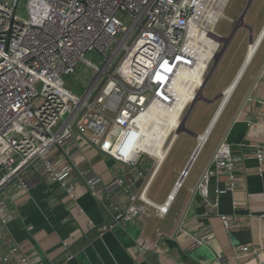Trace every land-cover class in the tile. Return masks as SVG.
<instances>
[{
    "label": "built area",
    "instance_id": "built-area-1",
    "mask_svg": "<svg viewBox=\"0 0 264 264\" xmlns=\"http://www.w3.org/2000/svg\"><path fill=\"white\" fill-rule=\"evenodd\" d=\"M229 2L0 0V264H45L39 252L25 249L13 236L9 226L15 213L6 195L58 183L73 197V187L84 183L100 198V178L77 158L81 134L117 161L136 166L146 154L139 150L137 119L152 106L172 104L175 77L197 63L211 28L221 46L224 36L216 30L221 19L238 22L226 14ZM90 51L103 56L101 66L86 57ZM81 63L93 79L79 95L66 86L64 76L74 75ZM76 121L79 133L73 128ZM255 153L263 162L264 146ZM214 172L228 175L230 189L238 185L237 161L225 139L197 191L208 205L203 215L218 214L229 228L232 220L219 212L220 191L209 197ZM182 182L180 177L176 187ZM147 187L131 193L127 205H115V223L137 221L146 204L156 205ZM172 198L156 205L161 213ZM64 249L68 259L75 257L68 245ZM252 252L245 246L236 249L235 257ZM214 264L226 261L221 257Z\"/></svg>",
    "mask_w": 264,
    "mask_h": 264
},
{
    "label": "crops",
    "instance_id": "crops-1",
    "mask_svg": "<svg viewBox=\"0 0 264 264\" xmlns=\"http://www.w3.org/2000/svg\"><path fill=\"white\" fill-rule=\"evenodd\" d=\"M257 33L258 44L248 61L250 41L233 44L231 34L225 37L221 33V56L214 69L220 73L218 81L209 83L207 98L194 104L190 133L172 137L161 163L156 160L154 165V157L144 154L131 167L81 137L82 154L77 158L89 174L100 178V198L84 183L73 187V197L58 183L12 190L6 201L15 213L9 226L13 236L25 249L39 252L45 264H214L221 257L226 264H264V161L255 153L258 146H264V21ZM231 85L219 119L191 160L198 145L195 141L222 104L223 99L216 97L225 95ZM224 139L237 161L238 185L230 189L228 175L214 172L209 197L213 200L220 191L219 212L232 220L229 228L220 215H203L208 205L197 191ZM180 140L183 142L177 147ZM184 170H188L185 177ZM180 177L183 182L177 188ZM147 183V196L156 205L165 204L173 194L167 212L146 204L139 220L115 223V205H127L129 195L143 190ZM64 245L75 251V257L67 258ZM245 246L256 252L235 257L236 249Z\"/></svg>",
    "mask_w": 264,
    "mask_h": 264
},
{
    "label": "bare ground",
    "instance_id": "bare-ground-1",
    "mask_svg": "<svg viewBox=\"0 0 264 264\" xmlns=\"http://www.w3.org/2000/svg\"><path fill=\"white\" fill-rule=\"evenodd\" d=\"M213 36H216V34L213 28H211L205 45H200L201 48L198 50L199 54L197 57V63H195L191 69L183 72L181 71L175 77L172 90L174 94L172 104L165 108L152 106L146 113L142 114L137 119L142 134L141 139L139 140V150L156 158L158 163L163 161L162 158L165 157L167 150L171 146L170 140L181 127L182 116L186 107L202 95V89L207 82L206 72L208 67L219 53V42L214 39ZM257 38L259 40V37ZM258 40L249 46L248 56H246L247 61L254 53ZM247 61L245 60V62ZM232 85L234 84L232 83ZM232 85L225 92L222 104L217 110V113H215L210 126L198 137V145L195 155H197L207 141L216 120L219 119L220 111L223 110V107L232 92ZM167 141L169 142L168 144ZM171 195L173 196V194Z\"/></svg>",
    "mask_w": 264,
    "mask_h": 264
},
{
    "label": "rangeland",
    "instance_id": "rangeland-1",
    "mask_svg": "<svg viewBox=\"0 0 264 264\" xmlns=\"http://www.w3.org/2000/svg\"><path fill=\"white\" fill-rule=\"evenodd\" d=\"M248 0H230L228 8L226 10V14L232 18H235L237 23L232 24L226 19H221L219 22V26H217L216 30L220 33H222L225 37H227L229 34L232 33L234 27L240 23L239 18L242 15L243 11L245 10L246 4ZM24 5V4H23ZM22 5V6H23ZM264 21V0H253L250 7L248 8L246 15L244 17V21H242L243 25L246 24V22L254 27L253 34L254 37L257 36V32L259 28L261 27L262 23ZM248 34V36H247ZM229 37V36H228ZM233 38V44H238L241 42L242 39H245L246 42H248L249 38V30L245 27H240L235 30V32L232 35ZM86 57L90 59L93 63L98 64L101 66L103 64V56L99 54L97 51H90L86 53ZM214 64V60L211 62V64L208 67V70L206 72V76L208 75L210 69L212 68ZM217 68V66H216ZM219 71H215L206 82L205 86L202 89V95L200 97L201 101H204L203 99L207 98L206 93L209 92L207 90V87L210 84L215 85L219 78ZM64 79L66 81V86L72 90L74 93L82 95L84 90L86 89L88 83H90L93 79V72L84 64L81 63L78 67L76 73L74 75H66L64 76ZM211 79V80H210ZM210 89V88H209ZM207 90V91H206ZM200 102V100H198ZM195 105L190 103L185 111L183 112L182 120L185 119L186 126L189 128V120L191 119V114L194 110ZM192 110V112H191ZM185 133V132H182ZM177 132L174 134L176 135ZM183 140L178 141L177 147H180ZM195 142H198L197 140ZM169 142L167 141V144ZM176 150V149H175ZM151 159V158H150ZM151 161L156 163V159L152 158ZM153 165V166H154Z\"/></svg>",
    "mask_w": 264,
    "mask_h": 264
},
{
    "label": "water",
    "instance_id": "water-1",
    "mask_svg": "<svg viewBox=\"0 0 264 264\" xmlns=\"http://www.w3.org/2000/svg\"><path fill=\"white\" fill-rule=\"evenodd\" d=\"M252 1H253V0H248V2H247V4H246V7H245V10L243 11L242 15L240 16V23L237 24V25L234 27V29H233V31H232V33H231V36H232L236 29H238V28H240V27H245V28H247V29L250 31L249 41H250L251 44L254 43V34H253L252 27H251L250 25H248V24H246V25L244 24V25H243L242 21H244V17H245V15H246V12H247L248 8L250 7ZM220 56H221L220 53H218V54L216 55V57H215V59H214V64H213L212 68L210 69L208 75L206 76V80H207V81H208V78L214 73V71H215V70H214V69H215V66H216L217 62L219 61ZM118 61H119V59L117 60V62H118ZM100 87H101V86H99V88H100ZM99 88H98V90H99ZM200 97H201V96H199V97H198V98L192 103V105L195 104L198 100H200ZM223 97H224V93H221V94H219V95L216 97V100L223 99ZM73 128H74V130H75L77 133H79V129H78V125H77V121L74 123ZM182 132L190 133L188 127L186 126V121H185V119L182 120V125H181V127L179 128L177 134H180V133H182ZM81 135H82V137H84L85 139L88 140V137H87L86 135H84V134H81ZM94 146H95V148H96L97 150H99L100 152H102V153L106 154L107 156H109V157L115 159L113 156H111V155H109V154H107V153L101 151L100 148H99L98 146H96V145H94ZM195 154H196V150H195L193 156L191 157V160H194V158H195V156H196ZM115 160L117 161V159H115ZM118 162L122 163L121 161H118ZM123 164H125V163H123ZM126 165H128V164H126ZM129 166H130V165H129Z\"/></svg>",
    "mask_w": 264,
    "mask_h": 264
}]
</instances>
